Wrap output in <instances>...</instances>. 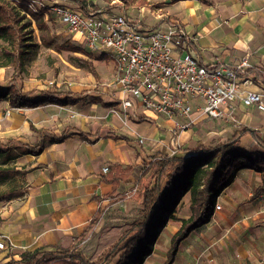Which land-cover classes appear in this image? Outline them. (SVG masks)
<instances>
[{"label":"crops","instance_id":"crops-1","mask_svg":"<svg viewBox=\"0 0 264 264\" xmlns=\"http://www.w3.org/2000/svg\"><path fill=\"white\" fill-rule=\"evenodd\" d=\"M140 1L143 0L134 4ZM153 1L160 7V21L143 26H180L188 37L192 55L206 67H233L248 56L252 65L248 75L254 82L249 90L264 94V0ZM54 3L69 6L70 1ZM129 8L121 11L122 15ZM100 55L95 67L106 74L102 61L108 57ZM111 67L109 74L113 77L115 63ZM52 93L36 90L31 99L41 100ZM112 93L74 90L69 95L55 93L56 99L70 102L65 106L47 102L36 108L9 107L12 110L1 132L6 145L22 153L15 146L19 143L34 153L19 154L10 164L24 173L13 187L23 196L0 207V239H4L11 254L39 249L55 252L88 240L97 229L89 230L96 213L110 206L111 198L126 193L142 180L150 183L151 175L139 171L156 158L169 155L171 149L209 146L214 140L224 143L242 126L255 131L258 137L244 136L241 147L256 152L258 139L264 141V113L240 101L231 118L194 116L192 128L176 135L167 118L135 101L132 108L124 110L119 104V89L114 87ZM2 102L10 106L8 100ZM204 136L209 141H203ZM105 168H109L107 173ZM120 171L127 179L116 188L110 180ZM263 188L264 175L254 170L241 171L218 196L216 206L221 209L215 208L212 217L190 234L181 232L182 220L192 216L186 195L183 203L190 213L183 217L175 214L179 220L171 229L168 227L161 263L264 264ZM170 244L176 245L175 250ZM156 251L157 243L147 259ZM5 256L6 252L0 250V264L10 260Z\"/></svg>","mask_w":264,"mask_h":264},{"label":"trees","instance_id":"trees-1","mask_svg":"<svg viewBox=\"0 0 264 264\" xmlns=\"http://www.w3.org/2000/svg\"><path fill=\"white\" fill-rule=\"evenodd\" d=\"M72 1L81 10H88L84 0ZM103 1L118 13L137 2ZM141 4H145V0ZM44 12L35 14L25 5V0H0V39L6 44V56L16 67H22L24 61L33 54L31 50L37 47L32 41V25L35 22L36 25L44 27ZM33 94L34 92H21L16 85L0 87V101L8 100L11 108H36L47 102H57L62 106L70 103L66 99H56L54 93L48 96L46 94L41 100L31 99ZM248 134L257 137L255 131L243 127L224 143L179 149L175 155L156 158L148 167L141 169L140 174L145 171L146 175H151L150 183L140 192L141 221L126 230L110 251L96 261H90L87 255L78 249L81 244L79 242L72 248H61L55 252L39 249L12 253L8 257L10 260L5 264H109L114 260L116 264H144L145 259L153 254L158 237L168 221L179 220L175 216L176 209L186 195L189 196L192 216L189 220H182L181 232L190 234L212 217L218 196L233 184L241 171L254 170L264 175V141L258 139L259 150L252 152L240 146V138ZM15 146L17 149L21 148L22 153L11 150L9 145L0 144V186L14 185L17 178L23 176L22 171L10 165L19 154H34L32 150L22 148L19 143H15ZM126 179L127 176L120 171L112 176L110 181L118 188L120 182H125ZM21 196L23 192L17 188L0 192V207ZM125 199L127 193H120L111 198L109 205H115ZM104 215L105 211L100 209L92 219L89 230L98 227ZM119 253L121 255H118Z\"/></svg>","mask_w":264,"mask_h":264},{"label":"built area","instance_id":"built-area-1","mask_svg":"<svg viewBox=\"0 0 264 264\" xmlns=\"http://www.w3.org/2000/svg\"><path fill=\"white\" fill-rule=\"evenodd\" d=\"M25 5L35 14H52L73 36H81L91 54L111 56L121 107L127 110L134 101L138 102L171 121L176 135L192 128L194 116L231 118L238 101L264 113V94L249 90L254 82L248 75L252 69L248 56L233 67H206L192 55L188 37L178 25L149 28L125 15L83 11L44 0H25ZM193 101L200 104L193 106ZM179 149H171L169 155ZM108 171L109 168L104 169V173ZM260 200L264 214V194ZM8 249L4 239H0V250Z\"/></svg>","mask_w":264,"mask_h":264},{"label":"rangeland","instance_id":"rangeland-1","mask_svg":"<svg viewBox=\"0 0 264 264\" xmlns=\"http://www.w3.org/2000/svg\"><path fill=\"white\" fill-rule=\"evenodd\" d=\"M50 1L51 5H55V0ZM68 1H70L69 6L79 8L72 0ZM84 2L90 10L105 11L106 13L115 15L124 14V12L118 13L116 10L114 11V8L110 7L103 0H84ZM118 3L115 2V4ZM159 8V6L154 4L153 0L149 2L145 1V4H133L125 12V16L129 20L139 22L142 25L144 23L148 26H154L161 18L158 14ZM43 17L47 18L43 19L44 27L36 25L35 22L32 25V41L37 47L31 50L33 54L29 59L24 61L22 67H16L6 56L4 52L6 44L0 39V87L7 88L11 85H16L23 93L34 92L36 90H49L54 94L62 93L69 95L74 90H81L112 96L114 87H116V70H114V76H110L111 73L109 74V72L112 68L111 66L114 64L111 56L108 55V59L102 61V67L107 70L106 74H102V69L95 67L98 64L97 61H100V54L89 53L84 46L81 36H73L69 29L62 25L52 14H43ZM9 107L3 102L0 103V144L3 145H6L7 139H3L1 132H3V127L8 117L7 113H11L12 110ZM239 131L235 132V134ZM243 137L240 138V141H242ZM203 141L209 140L204 136ZM217 141L214 140L210 145L218 144ZM147 183H149L148 179L142 180L136 186L127 190V199L115 205L105 207L104 218L100 222L99 227H97L96 232L78 246V249L87 255L90 261H96L107 254L126 230L131 228L133 224L141 221L139 212L140 192ZM14 186L16 185L8 184L0 186V192ZM183 200L176 209V214L180 215V217L190 213L188 206L183 203ZM174 221V219L168 221L165 229L158 237L155 255L149 259H145L144 264H162V245L164 242L167 244L166 235L168 236V227L171 229ZM160 228L161 226L158 227L157 231ZM170 247L175 250L176 245L170 244ZM5 252V257L11 256L10 249ZM118 255H121V253ZM109 264H116V261L114 260Z\"/></svg>","mask_w":264,"mask_h":264}]
</instances>
